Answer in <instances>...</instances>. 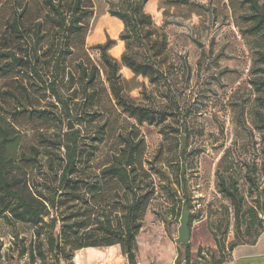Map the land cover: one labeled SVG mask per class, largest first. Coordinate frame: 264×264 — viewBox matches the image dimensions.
Wrapping results in <instances>:
<instances>
[{
  "label": "rangeland",
  "instance_id": "rangeland-1",
  "mask_svg": "<svg viewBox=\"0 0 264 264\" xmlns=\"http://www.w3.org/2000/svg\"><path fill=\"white\" fill-rule=\"evenodd\" d=\"M79 1L85 12L80 18L81 30L70 38L62 62L65 77L72 76L73 87L69 92H61L73 95L74 88L79 89L73 95L77 103L71 108L73 113H80V98L84 96L80 90L79 67L84 66L89 75L95 74L93 68L97 71L87 94L92 93L93 86L97 98L94 110L100 114L99 123L106 125V135L91 159L92 172L97 173L110 163L119 150V134L129 127H137L143 137L142 161L152 173L156 194L135 237L132 251L136 264H214L222 259L221 264H236L233 252L226 250L234 240L233 208L218 190V174L226 181H236L244 198L243 219L246 225L249 219L254 222L250 239L261 231L257 242L264 238V131L259 129L264 123V39L248 32L251 25L245 20L250 13L248 3L245 0ZM256 1L264 5V0ZM75 2L62 0L64 6ZM130 3L139 10L135 16H140L136 19L142 26L141 42L132 39V29L118 16L132 11ZM15 8L24 10L26 26L42 23L45 48L52 39L53 27L45 18L49 11L42 0H0V35ZM99 46H106L108 57L117 63L124 94L135 105L166 112L163 123L138 127L116 107ZM21 79L31 80L18 72L0 78V109L11 116L21 108L18 99L24 104L16 81ZM32 81L38 84L35 77ZM258 83L263 84L259 89ZM34 90L32 93L29 88L31 98L40 102L34 103L35 109L45 110L50 116L60 111L52 96L37 85ZM11 121L21 135L19 151L28 152L30 146L42 145V135H61L67 119L61 117L59 124L20 115ZM75 126L80 128L76 123ZM81 130L85 129L81 127ZM182 138L186 168L184 193L191 205L187 248L186 244H175L184 206L182 191L176 183ZM60 153L54 154L56 163ZM40 160L44 164L31 170L35 186L53 176L44 167V159ZM115 188L110 186L109 190L120 216L122 190ZM170 192L177 195L178 203ZM241 227L244 231L245 225ZM33 231L29 225L0 218V264H55L47 253L45 237L35 239ZM198 248L201 253H197ZM72 264H128L126 245L78 251Z\"/></svg>",
  "mask_w": 264,
  "mask_h": 264
},
{
  "label": "trees",
  "instance_id": "trees-1",
  "mask_svg": "<svg viewBox=\"0 0 264 264\" xmlns=\"http://www.w3.org/2000/svg\"><path fill=\"white\" fill-rule=\"evenodd\" d=\"M245 1L250 10L245 17L251 23L248 32L264 39V5H259L256 0ZM42 4L49 11L45 18L53 27L52 39L45 48L42 47L45 39L42 23L37 21L26 26L24 10H13L0 35V78L18 72L31 79L28 82L16 80L24 104L17 100L21 108L13 116L0 109V218L31 226L35 239L45 237L47 253L55 264H72L74 254L84 249L108 248L120 243L126 245L128 264H136L132 251L135 237L156 194L152 173L148 172L142 161L145 154L143 137L137 127H129L119 134V150L111 157L110 163L97 173L91 171V159L106 135V125L99 123L100 114L94 110L97 98L93 86L90 88L92 93L87 94L88 85L94 84L97 71L93 68L95 74L89 75L84 66L79 67L80 90L84 96L80 98V113H73L71 108L75 106L73 103H77L73 95L79 89L74 88L73 95L61 92H69L73 87L72 76L65 77L62 62L70 38L81 30L80 18L85 12L79 0L67 6L63 5L62 0H42ZM129 8L132 10L130 13L118 16L132 29V39L141 42L142 26L138 25L136 19L140 16H135L139 10L133 3ZM98 49L110 94L121 113L134 120L138 127L163 123L166 112L135 105L124 94L117 63L108 57L106 46H99ZM41 74L43 77H40ZM34 77L38 84L32 81ZM36 85L54 98L60 106L59 112L50 116L45 110L34 108L37 101L31 98L29 88L34 93ZM260 85L263 84L258 83L257 89ZM20 115L57 121L59 124L63 117L70 120L75 129L67 132L65 127L61 135H42L40 147L32 145L28 152H20L21 135L11 121ZM75 123L80 128H76ZM81 127L85 130H81ZM259 129L264 131V123ZM89 130H93V134L88 133ZM182 141L183 138L180 139L177 154L179 167L176 183L183 194V205L190 208L189 198L184 193L186 168L183 166L185 145ZM56 152L60 153L57 163L53 160ZM41 158L45 161L44 167L53 172V176L43 179V185L35 186L31 181V170L44 164H41ZM217 179L218 190L230 202L234 214V240L226 248L227 252L232 253L239 246H254L262 231L256 232L254 238L250 239L255 229L254 222L251 223L249 219L246 225L243 219L244 198L236 181H226L219 174ZM110 186L122 190L120 216L114 207ZM170 194L175 203L180 201L175 193ZM242 224L245 225L244 231ZM216 246L221 249L219 243ZM184 247L187 248V244ZM127 248L130 249L129 253ZM37 251L41 255L39 248ZM197 253H201L200 248ZM213 263L221 264L223 259Z\"/></svg>",
  "mask_w": 264,
  "mask_h": 264
},
{
  "label": "crops",
  "instance_id": "crops-1",
  "mask_svg": "<svg viewBox=\"0 0 264 264\" xmlns=\"http://www.w3.org/2000/svg\"><path fill=\"white\" fill-rule=\"evenodd\" d=\"M233 255L236 264H264V238L254 246L244 245L235 248Z\"/></svg>",
  "mask_w": 264,
  "mask_h": 264
},
{
  "label": "water",
  "instance_id": "water-1",
  "mask_svg": "<svg viewBox=\"0 0 264 264\" xmlns=\"http://www.w3.org/2000/svg\"><path fill=\"white\" fill-rule=\"evenodd\" d=\"M74 125L70 120L67 121L66 124V131H72L74 130ZM179 227L177 230V238L175 239V244L177 245H185L189 241L190 237V231H189V212H188V207L187 205L183 206L182 212H181V217L179 220ZM130 252V249L127 248V253Z\"/></svg>",
  "mask_w": 264,
  "mask_h": 264
}]
</instances>
